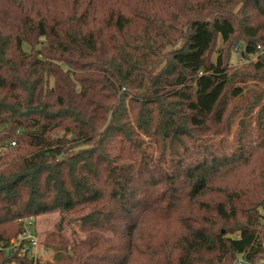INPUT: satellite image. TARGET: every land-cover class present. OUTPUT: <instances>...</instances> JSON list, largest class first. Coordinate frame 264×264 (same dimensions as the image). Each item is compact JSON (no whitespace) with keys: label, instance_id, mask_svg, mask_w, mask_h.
Listing matches in <instances>:
<instances>
[{"label":"trees","instance_id":"1","mask_svg":"<svg viewBox=\"0 0 264 264\" xmlns=\"http://www.w3.org/2000/svg\"><path fill=\"white\" fill-rule=\"evenodd\" d=\"M258 45L264 0H0V244L54 211L85 234L0 264L260 261Z\"/></svg>","mask_w":264,"mask_h":264},{"label":"rangeland","instance_id":"2","mask_svg":"<svg viewBox=\"0 0 264 264\" xmlns=\"http://www.w3.org/2000/svg\"><path fill=\"white\" fill-rule=\"evenodd\" d=\"M223 47V42L221 41V39L219 38L214 52L212 54V57L216 59L218 52L216 50L220 49ZM25 48L28 50V45H25ZM234 52V51H233ZM260 53H263V51H260ZM234 59L233 62L237 65V66H241L243 64H246V62L241 61L239 59V55H236L234 52ZM255 59V58H253ZM248 85L245 89V91L247 89H253L255 87H252V80H249ZM256 112V110L254 111ZM254 126V125H253ZM236 130V125L233 126L232 131L228 132V135L225 138L229 139V148L232 149L234 146H236L237 142L235 141V135H234V131ZM221 136H218V138H220ZM152 143L148 141V146H151ZM152 149V147H151ZM1 155V153H0ZM236 177V178H235ZM235 179V180H234ZM239 179L238 176H234L232 178V180L237 181ZM259 184H262V178L259 176L258 177V182ZM261 212H263V208L259 209ZM264 213V212H263ZM77 213H66V214H62L58 211H54V212H49V213H44V214H40L38 216H35V224H34V228H35V232H36V236L39 238V242H38V246L35 249V253L39 255V257L42 259V261L44 262H48L49 260L53 259L54 256V251L51 250L48 246H47V236L49 233H54L57 232L58 229V225L61 223V221L64 219V228L62 230V234L68 238V239H81L85 236V234L83 233V231L80 228V224L79 222L76 220L77 217ZM262 222V228L264 229V216L261 219ZM22 229V228H21ZM19 235V234H18ZM109 235V234H106ZM238 234H236L237 236ZM17 237V236H16ZM15 238V237H14ZM264 263V253H263V257L261 258V260L259 261H248V260H243L242 258L239 260L235 261V264H262Z\"/></svg>","mask_w":264,"mask_h":264},{"label":"built area","instance_id":"3","mask_svg":"<svg viewBox=\"0 0 264 264\" xmlns=\"http://www.w3.org/2000/svg\"><path fill=\"white\" fill-rule=\"evenodd\" d=\"M260 51L264 52V45H258ZM236 51L238 46H236ZM35 217H27L23 220L22 229L19 235L11 240V243L8 246H3L0 244V253L2 251L15 250L17 254L21 257H26L29 260H36L39 258V255L36 254L35 249L38 246L39 238L36 236L35 228ZM7 264H27L24 261H18L13 259Z\"/></svg>","mask_w":264,"mask_h":264}]
</instances>
